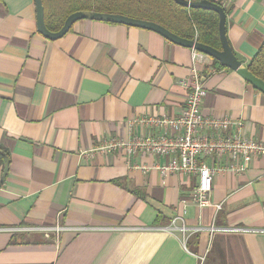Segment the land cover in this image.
Wrapping results in <instances>:
<instances>
[{
  "label": "crops",
  "instance_id": "0c3cea01",
  "mask_svg": "<svg viewBox=\"0 0 264 264\" xmlns=\"http://www.w3.org/2000/svg\"><path fill=\"white\" fill-rule=\"evenodd\" d=\"M224 11L246 65L264 41V0ZM209 66L123 24L81 19L49 40L33 0H0V264H264V157L213 177L198 207L195 175L162 172L171 155L105 148L151 132L139 118L175 117L192 67L202 113L230 115L264 141V95L228 68L205 76Z\"/></svg>",
  "mask_w": 264,
  "mask_h": 264
},
{
  "label": "built area",
  "instance_id": "2783aa9c",
  "mask_svg": "<svg viewBox=\"0 0 264 264\" xmlns=\"http://www.w3.org/2000/svg\"><path fill=\"white\" fill-rule=\"evenodd\" d=\"M207 1L225 10L231 0ZM194 35L192 40L197 41V33ZM206 57L208 56L191 49L193 64L203 62ZM190 73L193 79L192 90L185 98L184 107L175 117L139 118L136 122L140 127H147L151 132L140 135L131 142L114 141L105 148L120 147L126 155L140 151L171 155L170 161L161 168L162 172L195 175L197 185L193 188L190 199L198 207H205L212 191L213 177L244 173L253 159L264 157V141L246 137L242 133V122L230 115H204L201 111L205 96L204 78L193 67ZM133 124L134 122H130L129 126L132 128ZM51 230L58 233L61 229L55 227ZM226 231L245 230L232 227ZM44 237H49V231L44 233Z\"/></svg>",
  "mask_w": 264,
  "mask_h": 264
},
{
  "label": "trees",
  "instance_id": "16d2710c",
  "mask_svg": "<svg viewBox=\"0 0 264 264\" xmlns=\"http://www.w3.org/2000/svg\"><path fill=\"white\" fill-rule=\"evenodd\" d=\"M44 24L50 32H57L65 19L74 12L93 11L117 14L132 19L153 22L174 35L197 41L216 50L221 49L218 32L219 16L212 10L187 8L174 0H41ZM246 67L250 73L264 82V41ZM217 60L210 58V66L204 75L216 69H224Z\"/></svg>",
  "mask_w": 264,
  "mask_h": 264
},
{
  "label": "water",
  "instance_id": "95a60500",
  "mask_svg": "<svg viewBox=\"0 0 264 264\" xmlns=\"http://www.w3.org/2000/svg\"><path fill=\"white\" fill-rule=\"evenodd\" d=\"M177 4L182 5L187 8H200L206 10H212L216 12L219 16L218 22V32L221 43V49L216 50L206 45L199 43L198 41L185 40L182 39L167 29L163 28L160 25H157L153 22L142 21L139 19H132L122 15L117 14H106V13H97L93 11H79L70 14L64 21L62 27L57 32H50L44 24V10L41 0H33L35 6L36 14V29L49 40H56L61 38L67 33L72 24L81 19H90L96 21H103L115 24H123L126 26L138 27L147 30L154 31L160 34L162 37L168 41L180 45L185 48L194 49L200 53L205 54L209 58L217 60L225 68L236 71L240 74L253 88L260 91L264 95V82L260 79L254 77L246 65L239 61L233 54L231 48L228 45L225 36V11L218 6L217 4L207 1V0H197L188 2L187 0H174Z\"/></svg>",
  "mask_w": 264,
  "mask_h": 264
}]
</instances>
